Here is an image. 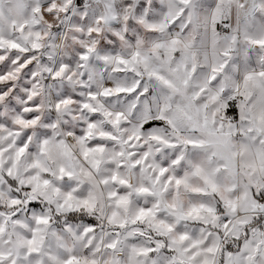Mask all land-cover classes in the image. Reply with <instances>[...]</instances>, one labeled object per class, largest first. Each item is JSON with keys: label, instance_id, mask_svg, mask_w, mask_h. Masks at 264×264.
I'll list each match as a JSON object with an SVG mask.
<instances>
[{"label": "snow or ice", "instance_id": "6c2138e0", "mask_svg": "<svg viewBox=\"0 0 264 264\" xmlns=\"http://www.w3.org/2000/svg\"><path fill=\"white\" fill-rule=\"evenodd\" d=\"M0 264H264V0H0Z\"/></svg>", "mask_w": 264, "mask_h": 264}]
</instances>
